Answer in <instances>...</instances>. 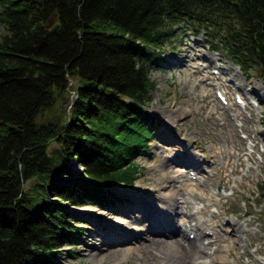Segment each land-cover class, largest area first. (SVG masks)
<instances>
[{"label":"trees","instance_id":"trees-1","mask_svg":"<svg viewBox=\"0 0 264 264\" xmlns=\"http://www.w3.org/2000/svg\"><path fill=\"white\" fill-rule=\"evenodd\" d=\"M0 6V264H61L66 247L65 258L78 259L86 221L68 207L126 201L116 188L135 186L145 169L139 159L153 156L157 138L152 71L185 28L264 82V0ZM33 179L51 203L31 193L38 184L25 188Z\"/></svg>","mask_w":264,"mask_h":264},{"label":"rangeland","instance_id":"rangeland-1","mask_svg":"<svg viewBox=\"0 0 264 264\" xmlns=\"http://www.w3.org/2000/svg\"><path fill=\"white\" fill-rule=\"evenodd\" d=\"M5 32L0 24V37ZM183 33L164 50L162 67L152 71L157 88L149 111L158 126L153 156L139 159L145 169L133 188H116L126 201L104 209L68 207L70 215L86 221L87 230L76 246L78 259L65 258L70 249L66 247L57 255L61 264H140L141 243L125 231L126 224L132 222L131 216L140 218L141 226L164 220L161 209L170 215L179 209L174 219L184 236L196 222L208 228L192 264H222V253L230 264H264V82L255 70L244 72L212 51L204 35L195 36L186 28ZM211 52L212 57L207 55ZM218 87L228 96V105L218 98ZM236 95L247 107L238 105ZM186 158L197 165L191 166ZM160 181L167 185L161 187ZM34 184L39 186L31 193L40 195L39 202L48 197L45 203H51L38 179L28 181L25 188ZM162 191H176L177 205L161 199ZM113 209L119 212L110 215ZM218 231L223 234L219 241L213 234ZM157 236L165 238L164 233ZM112 244L120 246L122 254L102 251ZM164 251H155L161 264L174 260L172 254L165 258Z\"/></svg>","mask_w":264,"mask_h":264},{"label":"bare ground","instance_id":"bare-ground-1","mask_svg":"<svg viewBox=\"0 0 264 264\" xmlns=\"http://www.w3.org/2000/svg\"><path fill=\"white\" fill-rule=\"evenodd\" d=\"M207 55L212 57L214 56V53L211 52ZM184 62L186 61L184 60ZM213 73L215 72L213 71ZM238 97L242 98L241 95H239ZM238 105L242 107L243 106L247 107V104L244 100L242 103H238ZM229 125L232 127L236 126L235 123L233 125L229 123ZM254 146L252 147L254 148ZM186 162H188V164H190L191 166L197 165V163L192 159H187ZM160 185L161 187H165L167 184L164 181H160ZM177 194L178 193L176 191L171 193H165L163 191L160 192L161 199L166 198L167 200L172 201L174 205H177L176 203ZM212 198L216 199V196ZM156 210L158 211V207ZM118 212H119L118 209H113L110 212V215L116 214ZM159 212L162 214L164 220L156 219L154 220V224L141 226L139 225L141 219L134 216H131L132 222L130 224H126L127 229L125 231L128 232V234L132 236L134 239H139L138 241H140L141 243V247L140 248L137 247L139 251L138 253L139 263L161 264L162 261L157 258L155 251L163 248L165 250L164 253H166V256H164L165 258H167V255L170 254H172L174 257V260L167 259L166 261L163 262V264H192V258L195 256L197 250H199L200 247L199 242L203 241L204 239L201 236L204 233V231L207 230L208 228H204L202 226L203 224L196 222L194 226L190 228L189 235L186 236L185 234L184 236V234H182L183 228L178 223H175V219H174V216L180 213L179 209L172 211L175 213L174 215L168 214V212H166L164 209L159 210ZM233 223H235V226L239 225V221L233 220ZM195 229L201 230V233L200 234L197 233ZM163 233L165 234V238L157 236V234H163ZM179 233H181L180 237H176V235H178ZM191 233H195L193 237L190 236ZM213 234H215L217 241H219L223 235L221 231L214 232ZM144 236L145 239H143ZM167 245L169 246L168 250L165 249ZM96 250H101V249H96ZM102 251L108 252L107 254L118 255V254H122L124 250L120 246L112 244L106 249L104 250L102 249ZM220 259L222 264H230V261L225 253H222L220 255ZM204 264H210V262L205 261Z\"/></svg>","mask_w":264,"mask_h":264},{"label":"water","instance_id":"water-1","mask_svg":"<svg viewBox=\"0 0 264 264\" xmlns=\"http://www.w3.org/2000/svg\"><path fill=\"white\" fill-rule=\"evenodd\" d=\"M56 18H57V15H56V13H55L54 16L51 17V18L47 21V23H46V28H51V27L53 26V24L55 23ZM82 170H83V168L80 169V171H82Z\"/></svg>","mask_w":264,"mask_h":264}]
</instances>
